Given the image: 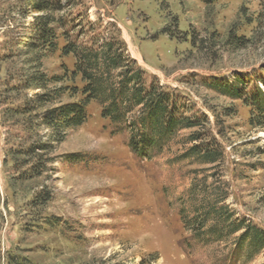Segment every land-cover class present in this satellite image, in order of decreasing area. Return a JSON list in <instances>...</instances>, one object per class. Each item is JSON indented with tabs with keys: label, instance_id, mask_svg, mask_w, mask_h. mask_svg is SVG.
I'll return each mask as SVG.
<instances>
[{
	"label": "rangeland",
	"instance_id": "rangeland-1",
	"mask_svg": "<svg viewBox=\"0 0 264 264\" xmlns=\"http://www.w3.org/2000/svg\"><path fill=\"white\" fill-rule=\"evenodd\" d=\"M50 1L0 0V264H264V249L238 252L242 230L204 244L180 217L191 215L196 184L264 230V121L210 85L263 86L264 0ZM113 38L185 115L205 121L149 158L129 149L126 131L113 133L95 101L78 127L42 124L45 111L83 98L74 48ZM46 93L44 105L32 101ZM194 144L220 160L181 161Z\"/></svg>",
	"mask_w": 264,
	"mask_h": 264
},
{
	"label": "trees",
	"instance_id": "trees-1",
	"mask_svg": "<svg viewBox=\"0 0 264 264\" xmlns=\"http://www.w3.org/2000/svg\"><path fill=\"white\" fill-rule=\"evenodd\" d=\"M210 5L216 0H201ZM38 6H51L50 0H38ZM41 24L49 23L41 19ZM39 34L49 41L51 29L40 28ZM235 40V39H234ZM242 42V38L236 39ZM50 42V41H49ZM70 48L74 46L69 45ZM76 70L83 81V98L76 103L51 108L42 115V124L54 129L74 128L82 125L87 116V105L95 101L100 105V115L110 122L113 133H127L129 149L141 158L151 157V153L169 142L178 131L202 125L201 116H188L178 102L177 94L165 88L156 77L146 79L142 69L126 52L124 44L113 38L102 42L97 48L77 46ZM211 88L236 99H242L258 115L260 124L264 121V80L262 87L247 89L242 78L235 77L230 82L212 81ZM32 101H49L48 94H35ZM263 123V122H262ZM58 133V132H57ZM58 135V134H57ZM59 135H61L59 133ZM197 138L190 137L189 141ZM212 141L207 145H211ZM216 149L202 144H194L180 154L181 161L190 164L216 163L221 158ZM70 161L79 160L78 155H70ZM69 161V160H68ZM192 184L189 198L191 215L180 210L184 228L201 243L222 240L242 230L236 236L238 252L247 259L253 258L264 249V230L245 218H235L224 203L225 194Z\"/></svg>",
	"mask_w": 264,
	"mask_h": 264
}]
</instances>
